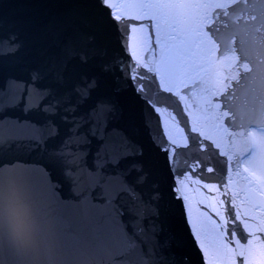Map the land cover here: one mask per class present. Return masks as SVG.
<instances>
[{
    "label": "water",
    "instance_id": "95a60500",
    "mask_svg": "<svg viewBox=\"0 0 264 264\" xmlns=\"http://www.w3.org/2000/svg\"><path fill=\"white\" fill-rule=\"evenodd\" d=\"M198 2L211 5L201 10L207 12L214 11L216 4L232 5L228 15L216 22L221 43L233 49L219 60L216 52L202 55L191 34L170 39L167 49L163 43L152 46L148 39L151 30L141 31L139 22H135V30L133 24L129 25L128 47L124 49L115 26L102 21L96 0H0V105L15 98L14 107L0 108L3 188L7 193L17 192L11 178L22 186V192L31 190L43 204L54 225L55 264H208L201 244L213 254V264H240L232 255L237 245L225 246V233L217 224L224 225L227 220L228 226L238 225L240 234L232 238L239 245H248L254 240L250 233L264 228L263 183L243 162L239 175L233 165L216 163L228 160L245 144L243 136L230 139L227 135L239 129L223 116L233 103L221 99L225 79L232 81L230 91L236 95L250 87L256 89V95L264 90V0ZM88 36L95 37L91 45L86 42ZM69 46L85 51L95 48L98 54L87 64L71 61L60 81L57 73L64 49ZM178 50L183 52L182 59ZM121 61L129 67L137 65L140 74L149 77L152 73L141 65L150 64L163 73L167 64L173 92L180 94L157 95L155 87L160 77L155 84L144 79L148 95L161 101L158 106L162 111L155 113L135 91L139 87L132 80L136 73L126 74L122 68L113 67ZM237 63L252 69L249 80H242L240 85L232 80L239 71ZM104 64L109 65V71L102 70ZM34 72H39L40 79L33 80ZM84 75L98 81L87 99L73 90ZM25 85L27 90L21 92ZM117 87L118 92L114 91ZM101 99H112L117 105V112L109 115L107 122L96 111ZM208 101L213 103L208 105ZM224 103L229 107H222ZM146 119L150 128L145 127ZM182 120H186V126ZM193 127L197 129L194 133ZM117 129L143 149L140 159L148 178L137 191L144 200L155 191L161 194L158 218L150 215V206L122 191L125 183L117 173L127 172L130 162L120 159L122 137ZM156 135L165 141L170 136L177 145H189L177 151L179 166L189 155L212 158L213 163L196 175L187 171L176 175L169 170L162 148L153 144L151 137ZM190 135L199 138L195 144ZM205 137L214 151L207 149ZM168 147H172L170 142ZM219 152L225 155L219 157ZM209 168L213 172L209 173ZM136 176L135 171L127 175V183L135 184ZM177 187L186 199L174 197ZM225 193L233 215L239 216L235 221L226 214L229 204L224 202ZM259 247L253 243L245 264H264ZM0 264H32L30 254L21 250L4 217H0Z\"/></svg>",
    "mask_w": 264,
    "mask_h": 264
},
{
    "label": "snow or ice",
    "instance_id": "6c2138e0",
    "mask_svg": "<svg viewBox=\"0 0 264 264\" xmlns=\"http://www.w3.org/2000/svg\"><path fill=\"white\" fill-rule=\"evenodd\" d=\"M102 21L111 22L117 31V39L121 44V47L127 49L128 47V32L129 25L133 24V30H135V22H139L140 30H151V35L149 36V43L152 46L159 47L161 43L164 44V48H168V41L177 39L181 34H191L195 38L197 47L202 50V55L206 54L211 56L213 52L218 53L216 59L219 60L224 56L225 52L233 51V49L227 47L226 43H221V37L218 35V29L216 27V22L222 16L228 15V10L231 9L232 5L216 4L215 10L212 12L201 11L211 7V5H206L198 2V0H96ZM239 3V0H235ZM127 13V14H125ZM252 20L256 17L252 16ZM205 21H208L205 23ZM14 38V37H13ZM95 37H86V42L88 45L93 44ZM183 43V42H182ZM164 49H161L163 51ZM147 51V49H146ZM97 49L91 48L88 51L83 49H77L75 47H66L63 53V61L61 70L57 73V78L60 81L64 80V69L67 68L68 64L73 60H79L81 64H87L92 56L97 55ZM99 55L103 56V52H99ZM178 55L183 58L182 50H178ZM239 60V57H238ZM102 70L107 72L110 70L109 65L104 64L101 66ZM113 67H120L127 74L128 72H135L136 75L132 77L135 84L139 87L135 89L140 99L145 101L149 109H153L155 113H161L162 109L158 106L161 101L150 97L148 92L145 90L143 80L150 79L154 84L156 77H160V84H157L155 91L157 95H163V93H169L172 95H179V92H173L172 84V73L168 70L167 64L165 65V70L161 73L160 68L152 67L150 64H144L140 67L146 68L148 73H152L149 77L146 74H140L139 67L137 65H131L121 61L118 64H114ZM236 67L239 69L237 75L232 78L237 85L241 84V81H248V74L252 71L247 64L237 63ZM33 80L40 79L39 72L33 73ZM125 79L128 76L125 75ZM80 80L82 83H77L74 87V91L80 95L83 99H87L90 93L98 87V81L96 77H88L86 75L81 76ZM116 84L119 85V78H116ZM184 88H189L188 84H184ZM233 88L231 80L225 79V91L221 94V99L228 101H233L232 106L229 111L223 112V116L231 126L238 128L239 131H233L227 133L230 139H235L238 136H243L245 138L244 147L233 153L228 160H218L216 163L231 164L234 166L237 175H239V165L240 163H248L250 166L255 167L260 158L264 155V90L261 91L259 95H256V89L250 87L249 90L243 92L240 95L234 94L230 91ZM27 90L25 85L21 92ZM119 87L114 89V91H119ZM249 92L252 95H249ZM171 98V95L169 96ZM14 97L6 101L0 108L7 109L9 107H14L15 103ZM43 96H41V100ZM208 105H211L213 101H208ZM39 101H37V105ZM165 107H172V105H165ZM222 107H229L227 103H224ZM175 110V109H174ZM218 110H222L218 109ZM96 111L100 117L107 122V117L115 112H117V105L112 99H101L96 107ZM178 115L182 116V112H177ZM151 112H149V116ZM251 116V119L249 118ZM219 119V117H217ZM241 121L239 124H235V121ZM244 121H247L245 125ZM181 123L187 124L186 120H182ZM259 125V126H258ZM150 122L148 119L145 120V127L150 128ZM160 121L157 119L156 127L159 129ZM249 127H255L256 133L248 131ZM197 129L193 127L191 132H196ZM115 132L122 137V149L120 159L129 160V169L127 172L117 173V176L124 181L125 187L122 191L127 192L128 195L133 199H140L141 202L150 206L153 211L150 213L152 217L158 218L160 216V201L162 199L161 194L155 191L147 200L143 199V194L137 191V186H141L147 182L148 173L144 170V164L141 161L143 156V149L140 145L135 144V142L127 136L123 131L117 129ZM193 144H195L198 137H191ZM153 144L157 148H162L167 156L169 170L175 172L176 175H181L183 172L187 171L196 175L197 172H203V168L210 163H213L212 158L203 159L200 156L189 155L182 166H179L177 160V151L183 147L187 149L189 145L185 143L184 145H177L176 141L169 136L168 141L163 139V136L156 135L151 137ZM208 138H204V142L207 145V149L212 150V145L207 144ZM171 143L172 147L169 149L168 143ZM218 147V146H217ZM214 151V150H212ZM170 152V154H169ZM219 157H223L225 153H216ZM189 161H196L195 163H189ZM135 171L137 173L135 184L127 183L126 176ZM208 172H213L212 168L208 169ZM201 178H206L201 176ZM244 179H248L244 177ZM11 182L17 187V192H9V207L10 213L13 216H18L21 212L19 206L20 190L22 186L18 184L15 180L10 178ZM0 183H4L3 172L0 171ZM180 184L183 181L178 182ZM252 182L249 181V184ZM155 188L156 186L153 185ZM205 187H208L205 185ZM177 193L179 195H177ZM31 205L36 210L39 215L45 212V207L43 204L38 203L36 197L31 193V190H27ZM176 199H186L183 192L179 187H177L173 193ZM226 201L229 206L226 208V214L229 219L235 221L239 219L238 215H233V209L231 206V200L227 198V193H225ZM217 228H222L224 231V236L222 237L225 241V246L236 244L237 247L233 249L232 255L239 259L240 264H245L248 259V254L253 250L252 245L256 243L259 245V250L262 256H264V228L258 229L257 232H252L250 235L254 238L253 241H249L248 245H239V241L233 240V234L239 235L240 229L238 225L228 226V221L226 220L224 225L217 224ZM152 229L155 232L156 226L152 225ZM195 232V228L193 227ZM241 239H247V237H240ZM196 239L199 240L200 237L196 234ZM202 251H204L205 256L208 257V264H213L212 253L204 247L203 244L200 245ZM30 260L32 264H55L57 260L56 254V235L54 230L53 222L50 220L47 229V238L45 243L41 245L40 252L38 254H30Z\"/></svg>",
    "mask_w": 264,
    "mask_h": 264
},
{
    "label": "clouds",
    "instance_id": "9594fccd",
    "mask_svg": "<svg viewBox=\"0 0 264 264\" xmlns=\"http://www.w3.org/2000/svg\"><path fill=\"white\" fill-rule=\"evenodd\" d=\"M19 206L20 214L13 216L10 213L9 193L4 191L3 183H0V217L6 218L10 223L22 251L27 254H38L47 238L51 219L47 211L37 214L26 192L20 193ZM36 264H39L38 260Z\"/></svg>",
    "mask_w": 264,
    "mask_h": 264
},
{
    "label": "rangeland",
    "instance_id": "374dc122",
    "mask_svg": "<svg viewBox=\"0 0 264 264\" xmlns=\"http://www.w3.org/2000/svg\"><path fill=\"white\" fill-rule=\"evenodd\" d=\"M252 132L255 134L256 130H252ZM244 165L252 174L258 176L260 181L264 185V155H262V157L260 158V162H258L255 167L250 166L248 163H244Z\"/></svg>",
    "mask_w": 264,
    "mask_h": 264
},
{
    "label": "bare ground",
    "instance_id": "6f19581e",
    "mask_svg": "<svg viewBox=\"0 0 264 264\" xmlns=\"http://www.w3.org/2000/svg\"><path fill=\"white\" fill-rule=\"evenodd\" d=\"M254 176L260 181L259 177L254 174ZM261 182V181H260Z\"/></svg>",
    "mask_w": 264,
    "mask_h": 264
}]
</instances>
